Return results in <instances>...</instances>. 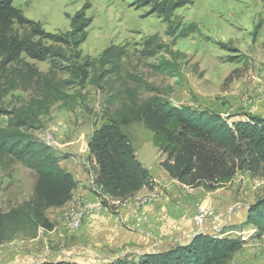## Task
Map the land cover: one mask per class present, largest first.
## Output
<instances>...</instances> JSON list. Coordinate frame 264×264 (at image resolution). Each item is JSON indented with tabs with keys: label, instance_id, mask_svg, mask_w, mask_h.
<instances>
[{
	"label": "rangeland",
	"instance_id": "374dc122",
	"mask_svg": "<svg viewBox=\"0 0 264 264\" xmlns=\"http://www.w3.org/2000/svg\"><path fill=\"white\" fill-rule=\"evenodd\" d=\"M172 1L178 0L13 1L27 19L52 34L71 31V20L80 11L90 20L86 41L79 48L80 62L89 64L90 77L81 86L64 84L70 78L69 64L61 60L39 62L23 55L17 63L6 65L0 56V106L12 116L29 121L33 129L28 134L50 146L60 159L61 168L74 178L85 175L90 186L99 171L88 150L92 132L116 112L132 105V99L140 102L159 92L177 107L218 114L229 123L251 117L264 120V0H188L185 7L172 13L170 28L164 13L156 8ZM26 29L15 27L14 31L24 34ZM172 30L176 34L170 36ZM154 36L155 46L164 44L166 49L156 56H145V42ZM111 47L127 50L117 75L107 72L110 66L99 63ZM64 52L69 55L68 50ZM171 52L184 56L178 60V73L157 72L154 66L163 58L170 60ZM28 64L47 80L36 83L34 78L17 89L10 88V80L28 77ZM48 84H57L70 97L63 102L45 101L43 93L46 94ZM9 118L1 117L0 125L5 127ZM123 130L131 142L135 139L141 144H135L140 159L155 166L165 159L164 155L159 158L153 135L142 123H133ZM35 183V172L25 163L0 159V212L29 202ZM191 189L196 192L195 204L188 213L183 212L186 216L180 221L182 226H191L190 233L182 232L181 227L174 231L177 237H167L159 234L157 227L153 226L152 232L149 226L151 229L146 227L142 235L138 227L123 220L105 238L102 227L93 234L89 228V220L95 224L96 219L102 218L103 208L99 215L83 220L79 230H72L65 223L66 208L49 209L46 217L54 229L27 227L0 245V264H56L62 260L75 264H133L140 255L155 254L148 253L151 245L154 251L165 253L190 241L193 232L246 241L227 264H264V235L258 237L244 216L250 206L264 200V171L256 175L239 171L231 182L212 191L203 186ZM199 210L206 214L202 227L195 222ZM228 230L235 232L222 235ZM150 231L151 236L147 234ZM138 238L144 241L137 243L134 239Z\"/></svg>",
	"mask_w": 264,
	"mask_h": 264
},
{
	"label": "trees",
	"instance_id": "16d2710c",
	"mask_svg": "<svg viewBox=\"0 0 264 264\" xmlns=\"http://www.w3.org/2000/svg\"><path fill=\"white\" fill-rule=\"evenodd\" d=\"M13 1L0 0V56L4 64H15L23 55L39 62L61 60L69 64L70 78L64 84H85L90 77V66L80 62L79 48L86 41L90 20L83 11L72 18L71 31L52 34L39 23L27 19L13 6ZM187 4L188 0L165 2L158 4L156 11L164 13L171 28L172 13ZM15 27L28 29L24 34H18ZM175 34L176 30H172L169 35ZM155 40L156 36L145 42V56H156L166 49L164 44L155 46ZM126 55V48L111 47L103 53L99 63L103 67L110 66L111 70L107 72L117 75ZM170 56V60L163 58L154 66L157 72L178 73V60L184 56L176 52H171ZM28 68V77L22 75L20 81L10 80V88L17 89L34 78L36 83L46 79L30 64ZM43 95L45 101L52 103L70 97L57 84H48ZM4 116L10 118L5 127L0 125V159L22 161L35 172L36 183L29 202L0 212V245L11 241L27 227L52 231L54 225L46 217L47 210L65 207L73 200L77 188L72 174L61 168L54 150L28 134L33 129L29 121L19 115L12 116L0 106V118ZM136 122L152 133L154 147L165 156L160 166L171 179L186 187L203 186L212 191L231 182L239 171L253 175L264 171V120L251 117L229 123L218 114L177 107L156 92L140 102L132 99V105L116 112L90 137L88 150L99 169L95 184L112 197L128 199L144 188H154L150 172L138 159L123 130ZM245 223L256 230L258 237L264 235V200L248 208ZM245 245L246 241L242 239L200 233L168 252L140 255L138 262L133 264H227ZM56 264L75 263L62 260Z\"/></svg>",
	"mask_w": 264,
	"mask_h": 264
},
{
	"label": "crops",
	"instance_id": "0c3cea01",
	"mask_svg": "<svg viewBox=\"0 0 264 264\" xmlns=\"http://www.w3.org/2000/svg\"><path fill=\"white\" fill-rule=\"evenodd\" d=\"M136 142L137 141L135 139H132V145L134 149ZM137 143L139 144V146H141L139 142ZM156 151L157 153L159 152L157 149ZM136 155L140 160V162L143 164V166L150 172L153 181L155 183L154 188L152 190L144 188L140 192H138L137 194H135L134 196L128 199H120L121 206L117 209H110L108 208V206H105L102 210L101 219H96L94 222L95 224H91L92 220H89V228L92 230V234L96 231V229L102 227L101 230L106 231L105 238H107L111 234V228L112 227L118 228V222L123 220L131 223L136 228L138 227V233L142 235L144 234L145 231L144 229L149 226H152L153 229L151 230L152 232L155 231L154 227H157L159 228V234L167 237L170 236L171 234L172 236L177 237L176 234L173 235L174 231L177 228L184 227L183 229H181L182 232L191 231V226L188 225L182 226L180 221H182L185 218V217L183 218V215L186 216V214L185 213L183 214V212L188 213V211H190L191 206L195 204L196 199L194 198L193 195L196 192L193 191L191 187H186L180 184L178 181L173 180L169 177L166 171L160 166L161 162L164 159L163 160L161 159L158 163V166H155L152 162L148 160L140 159L137 151H136ZM161 155L162 154L159 152V158L161 157ZM95 165L97 166L96 161H95ZM74 180L77 182V188L74 191L73 200L71 202H77L82 200L94 201L96 195L95 182L90 181L91 183L90 186L89 180H87V177L85 175L82 177L79 176L78 179L74 178ZM78 181H82V183L78 184ZM150 194L156 195V198H154L150 203H148L140 212H137L133 202L142 196H146ZM70 203H68L65 207H67ZM110 211H116L117 213L116 215H111ZM244 216L246 220L247 213H245ZM143 218H146L147 222H145ZM121 227L122 226H120V228ZM150 232H148L147 234L150 235L149 234ZM234 232L235 231L228 230L222 235L228 236L229 234H232ZM119 234H120V238H122L121 231H119ZM197 234H200V232H193V236ZM120 238L118 241H122L120 240ZM134 240L138 241L137 243H139L142 240L144 241V238L141 239L138 238ZM147 244H153V242L149 241ZM149 249L152 250H150V252L148 253H155V254L162 253V252L154 251L153 245H151ZM169 250L170 249H167L164 252H168Z\"/></svg>",
	"mask_w": 264,
	"mask_h": 264
},
{
	"label": "built area",
	"instance_id": "2783aa9c",
	"mask_svg": "<svg viewBox=\"0 0 264 264\" xmlns=\"http://www.w3.org/2000/svg\"><path fill=\"white\" fill-rule=\"evenodd\" d=\"M96 195L94 201H77L71 202L67 207L65 223L72 230H79L82 226L83 220L90 216H97L100 214L101 209L108 206L110 209H117L121 206V201L119 198L112 197L103 192L102 188L95 185ZM156 195H146L136 199L133 204L137 212H140L148 203H150ZM229 217L231 209H228ZM205 211L199 210L195 217V222L198 226L202 227L205 225L206 216ZM147 222L146 218H143ZM152 235V232L149 233Z\"/></svg>",
	"mask_w": 264,
	"mask_h": 264
}]
</instances>
